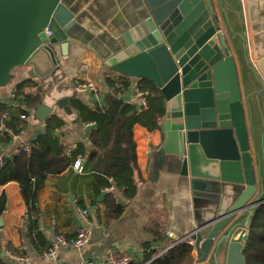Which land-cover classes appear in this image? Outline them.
Wrapping results in <instances>:
<instances>
[{
    "label": "crops",
    "instance_id": "0c3cea01",
    "mask_svg": "<svg viewBox=\"0 0 264 264\" xmlns=\"http://www.w3.org/2000/svg\"><path fill=\"white\" fill-rule=\"evenodd\" d=\"M213 1L228 46L237 60L245 98V81L251 78V73L248 74L243 67L245 58L240 54L238 46L246 43L251 65L263 75L264 0H241V24L236 11L229 7L226 22L217 1ZM65 2L74 16L65 29L68 46L63 48L61 44L56 45L61 69L56 73V81H48L53 82V85L49 87L50 92L47 91L45 103L52 108L48 119L52 114H58L66 122L59 129V134L65 140L68 153H75L80 144L84 148L76 157H82V167L75 169L72 164L63 173L47 177L37 195L39 212L34 229L30 228V216L21 194L20 182L0 184V197L5 195L7 199L6 209L0 214V257L7 264H82L87 260L109 264L112 253L131 254L133 261L140 263H145V257L150 254L151 258L146 261L149 262L158 257L161 251L172 247L173 237L187 238L201 223L224 213L234 203L241 188L227 186L219 199L195 195L190 178L180 173V166L176 163L182 149L177 131H173L172 120L164 115L159 128L150 130L140 124L134 127L139 165L135 175L142 176L137 181L136 188L122 192L110 178L111 185H104L97 191L95 164L88 160V154L94 148L89 136L95 129L91 125L95 120H84L77 104L83 103L89 107L106 104L105 94L110 89L105 81V74L113 70L106 62L127 45V32L148 16L147 3L145 0ZM243 34L246 40L242 42ZM28 71L27 66L15 68L13 81L0 87L2 109L26 107L16 100V96L13 97V91L17 89L18 82L31 78ZM129 77L130 86L121 95V99L135 103L139 100L137 92L142 89L139 82L143 77ZM86 81L96 82L99 90H74L77 82ZM251 89L255 90L256 86ZM65 96L70 97L68 109L57 104ZM14 100L19 106L12 105ZM164 101L166 103L165 98ZM252 102L254 124L262 127L264 105L257 95L252 97ZM37 108L31 107L29 116L21 114L20 118L27 119V125L16 132V138L1 146L5 157L14 155L23 143H31L44 131L48 119L41 121L36 115ZM106 193H114L116 202L122 205L119 215H108ZM81 208L88 209V218L81 216ZM246 214L247 211H243L239 217ZM83 226H88L93 231L91 242L84 249L61 246L57 260L44 257V253L49 251L58 236L64 235L71 242L76 239ZM168 231L172 232V236L168 235ZM147 249L150 251L146 252ZM194 250L193 255L196 257ZM220 259H225V251H222ZM196 264L201 263L196 259Z\"/></svg>",
    "mask_w": 264,
    "mask_h": 264
},
{
    "label": "water",
    "instance_id": "95a60500",
    "mask_svg": "<svg viewBox=\"0 0 264 264\" xmlns=\"http://www.w3.org/2000/svg\"><path fill=\"white\" fill-rule=\"evenodd\" d=\"M145 1L148 16L127 32V45L106 64L129 76L151 78L161 89L166 118L182 144L176 163L195 195L219 199L227 186L241 188L224 213L187 237L194 240L197 261L247 264L250 218L264 202V116L262 127L254 124L252 102L257 95L264 105V74L251 65L246 43L238 46L243 67L251 73L244 98L237 60L213 0ZM216 1L226 22L229 7L242 23L241 0ZM73 16L65 0H0V87L13 81L15 68L27 66L45 92L36 110L41 121L52 112L45 103L53 85L48 81H56L61 69L56 45L68 46L65 29ZM69 98L59 99L58 106L68 109ZM243 211L247 214L239 217Z\"/></svg>",
    "mask_w": 264,
    "mask_h": 264
},
{
    "label": "trees",
    "instance_id": "16d2710c",
    "mask_svg": "<svg viewBox=\"0 0 264 264\" xmlns=\"http://www.w3.org/2000/svg\"><path fill=\"white\" fill-rule=\"evenodd\" d=\"M139 87L148 91L149 109H142L137 104L121 99V95L130 86L127 74L111 70L105 74L109 91L105 94L106 104L89 107L83 103L77 104L84 120H95L96 127L89 138L94 145L88 154V160L95 164V187L100 191L104 185H114L123 192L132 191L137 186L141 175H135L138 170L134 127L143 125L150 130L159 128V122L165 115V101L161 89L155 81L141 78ZM16 100L26 107L11 108L9 126L18 132L25 128L27 119L20 118L21 114L29 116L31 107H38L44 99L41 81L34 78L24 79L16 84ZM151 99H153L151 101ZM156 102H155V100ZM65 120L58 114H52L46 121L44 131L31 141L29 151H20L10 157H5V165L0 168V184L19 181L21 194L28 207L30 228L36 226L38 217L37 195L45 185L49 175H59L74 164L77 154L84 148L79 145L75 153H68L65 140L59 134V129L65 126ZM10 141V137L0 135L1 146ZM81 147L83 149H81ZM81 149V150H80ZM84 154V153H82ZM107 213L117 216L122 212V205L116 202L114 193L105 194ZM5 195L0 197V214L6 209ZM250 236L247 241L245 256L247 264H264V202L258 205L250 218ZM190 239V238H188ZM183 240L174 244L162 255L146 262L151 255L145 257L147 264H195L194 246ZM132 261L129 264H145ZM0 264H7L0 257Z\"/></svg>",
    "mask_w": 264,
    "mask_h": 264
},
{
    "label": "built area",
    "instance_id": "2783aa9c",
    "mask_svg": "<svg viewBox=\"0 0 264 264\" xmlns=\"http://www.w3.org/2000/svg\"><path fill=\"white\" fill-rule=\"evenodd\" d=\"M45 33L47 36L52 34V31L46 27L45 28ZM74 90L76 91H81V92H93L99 90V87L96 82L94 81H86V82H77L74 86ZM17 94V89L13 91V97H15ZM148 92L142 91L141 89L138 90L137 92V97L139 98L138 101L133 102L132 104H137L140 106L142 109H149V99H148ZM13 106H19V103L14 100L12 103ZM11 117V111L9 109L5 110L0 107V135L2 136H8L10 139H14L18 136V133H16L8 124V121ZM91 125L96 127V122H92ZM31 149V144L30 143H23L18 149L17 152L20 151H29ZM82 157H79L75 160L73 166L75 169H80L82 167ZM5 165V154L2 151L0 153V168ZM79 213L81 216L86 219L89 216V211L86 208H81L79 209ZM93 231L90 227L88 226H83L76 239H74L71 242H68L67 238L64 235L58 236L57 240L53 243V246L44 253V257L48 259H55L57 260L59 256V248L61 246H69L72 247V249L75 250H82L84 249L90 242L92 238ZM168 235L172 236V232L168 231ZM189 240L188 242L194 246V240L188 239V238H180V237H173L172 246L174 244H177L179 242H182L183 240ZM170 248V247H169ZM195 249V248H194ZM167 250V249H166ZM166 250L161 251L158 255H162ZM150 249H147L146 252H149ZM195 251V250H194ZM134 260V257L131 254H125V255H119L117 253H112L110 256V262L109 264H129ZM55 264H60L56 262ZM82 264H100L99 262L95 260H87L83 262ZM147 264V263H145Z\"/></svg>",
    "mask_w": 264,
    "mask_h": 264
},
{
    "label": "rangeland",
    "instance_id": "374dc122",
    "mask_svg": "<svg viewBox=\"0 0 264 264\" xmlns=\"http://www.w3.org/2000/svg\"><path fill=\"white\" fill-rule=\"evenodd\" d=\"M153 99H151V101H152ZM155 100V99H154ZM155 102H156V100H155Z\"/></svg>",
    "mask_w": 264,
    "mask_h": 264
}]
</instances>
